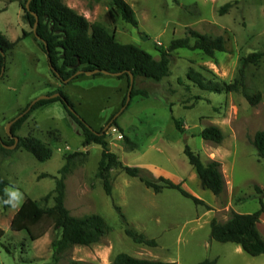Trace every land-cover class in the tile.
Masks as SVG:
<instances>
[{
	"label": "rangeland",
	"instance_id": "1",
	"mask_svg": "<svg viewBox=\"0 0 264 264\" xmlns=\"http://www.w3.org/2000/svg\"><path fill=\"white\" fill-rule=\"evenodd\" d=\"M132 8L138 26L123 22L108 0H62L89 23L104 28L123 45H134L155 60L158 49L183 38L188 30L211 38L221 37L225 51L212 57L200 51H170L169 76L159 82L134 79L133 90L144 93L126 101L128 81L112 75L81 76L62 86L52 77L46 55L21 15L16 0H0V33L15 42L6 55V73L0 80V141L11 146L8 123L35 99L60 88L75 112L96 132H103L108 150L128 167L144 176L164 178L200 201L195 205L176 190L156 194L138 178L121 170L109 171L112 187L107 196L97 178L101 147H83V136L60 103L32 111L17 138L34 137L51 151L50 159L37 161L22 148L0 150V177L10 186L5 194L11 203L0 202V264H54L52 242L60 233L43 222L33 230L40 237L30 240L25 232L11 230L17 210L29 198L40 208H51L55 183L68 155L76 154L65 175L64 205L77 219L97 215L107 231L88 247L73 246L55 264H109L118 254L171 264H264V256L250 257L233 244L210 239V222L223 223L232 213L252 214L264 204V160L251 141L264 131V56L245 69V87L261 95L255 106L242 93H212L191 82L199 75L204 84H230L237 77L241 60L251 53L264 55V0H124ZM230 8L224 13L220 9ZM20 7V8H19ZM28 35L22 37V33ZM112 120L116 126L104 128ZM182 131H178L175 123ZM208 126L224 135L220 144L200 137ZM0 143V145H1ZM14 143V142H13ZM188 146L201 161L219 163L225 190L219 196L202 189L183 150ZM258 188L260 193L255 190ZM15 193V196L13 195ZM50 195L47 199L46 196ZM130 230L156 242L155 247L134 243L125 235L119 212ZM257 229L264 239V213ZM6 249V250H5Z\"/></svg>",
	"mask_w": 264,
	"mask_h": 264
},
{
	"label": "trees",
	"instance_id": "2",
	"mask_svg": "<svg viewBox=\"0 0 264 264\" xmlns=\"http://www.w3.org/2000/svg\"><path fill=\"white\" fill-rule=\"evenodd\" d=\"M23 11V19L31 29L29 34H33L32 29L36 25L37 42L41 51L46 55L50 72L53 78L60 82L62 86L70 84L81 76H86V72L95 70L105 71L112 74H121L118 79L126 78L129 86L130 75L133 78H144L153 82H159L169 76L170 51L187 49L200 51L208 57H212L216 52L225 51V42L223 38H211L198 32L188 30L185 37L175 39L170 42L168 49H158L159 60H155L149 54L134 45H123L116 41L115 37L109 34L104 28L89 23L87 19L77 14L74 10L67 7L62 0H16ZM29 1V3H28ZM111 10L120 17V19L136 28L138 23L132 8L124 0H108ZM28 3V10L26 4ZM230 8L226 4L220 9L224 13ZM28 34L23 32L22 37ZM20 40V39H18ZM9 41L0 33V80L6 73V55L10 53L16 43ZM264 55L261 53H251L241 60V66L237 77L230 84L217 85L213 83L204 84L199 75H188L191 82L199 88L212 93H242L247 102L255 106L261 100V95L250 94L245 87V69L250 64H257ZM81 71L82 74L76 73ZM101 73L91 77L101 76ZM70 80L65 83V81ZM57 94L56 98L40 100L36 102L30 111L17 119L10 127V133L18 131L22 124L28 119L30 113L36 109L47 107L53 103H60L66 115L74 122L83 136V147L95 144L101 147V156L97 167V178L102 181V187L107 196H111V184L109 181V171L118 169L132 178H138L147 188L158 194L164 189L176 190L179 194L190 199L195 205L200 201L184 191L179 184L158 178L144 176L142 171L136 167L124 166L107 148L104 141L105 135L91 129L88 124L75 112L74 106L64 95L60 88L55 89L47 96ZM144 93L131 91V98ZM125 105V102L123 106ZM129 105V104H128ZM127 105V107H128ZM20 111L18 115L23 113ZM126 107V108H127ZM111 126H116L115 122ZM175 127L182 131L176 122ZM16 137V136H15ZM200 137L205 142L220 144L224 135L217 126H208L202 130ZM14 142V141H13ZM11 142V144H13ZM258 156L264 160V131L257 132L251 141ZM6 145L7 143H3ZM16 148H22L30 153L37 161L45 162L50 159L52 151L41 141L34 137L18 138ZM0 150L6 152L0 145ZM189 165L194 170L202 189L210 191L214 196L221 195L225 190V182L220 171L219 163L210 161L204 164L200 157L195 154L188 146L183 150ZM76 154L66 157V164L60 171V179L55 183L53 191V203L51 208H40L37 202L26 198L24 203L15 213L11 230L14 232H25L30 240L34 241L40 237V234H34L33 230L43 223L52 225L54 230L60 233V238L52 242L53 261H58L59 256L73 246L88 247L96 244L104 236L107 226L104 220L97 215L86 216L77 219L69 214L64 205V179L70 170L72 159ZM10 186L9 183L0 177V202L5 208H8L9 201L5 190ZM260 193L258 188L255 189ZM50 195L46 196L47 199ZM119 212L121 223L124 226L125 235L134 243L149 247H155L154 240H148L143 235L137 234L129 229L125 217ZM264 213V204L260 202V209L252 214L232 213L223 223L215 220L210 222V239L220 244H234L239 246L245 254L250 257L264 256V239L258 232L257 224L261 215ZM3 231L0 230V239ZM6 250V249H5ZM217 260H205L199 264H216ZM54 263V264H55ZM109 264H171L159 261H150L137 259L127 254H118Z\"/></svg>",
	"mask_w": 264,
	"mask_h": 264
},
{
	"label": "water",
	"instance_id": "3",
	"mask_svg": "<svg viewBox=\"0 0 264 264\" xmlns=\"http://www.w3.org/2000/svg\"><path fill=\"white\" fill-rule=\"evenodd\" d=\"M28 3H29V1H28ZM28 3L26 4V9H27V10H28ZM35 19H36V22H35V25L33 26L32 32H33L34 37H35L36 39H38L37 36H36V25H37V17H36V16H35ZM98 73H101L102 75H110L109 73H107V72H105V71H99V70H95V71H93V72H86L85 75H86V76H92V75H95V74H98ZM80 74H82L81 71L77 72V73H76V76H77V75H80ZM120 75H121L120 73H119V74H112V76H115V77H118V76H120ZM69 81H70V80H67V81H65V83H67V82H69ZM133 85H134V78H133L132 75H130V78H129V86H128V91H127V97H126L125 105H124L123 108L121 109V112H122V111L127 107V105L129 104V101H130V99H131V96H130V95H131V91L133 90ZM57 96H58L57 94H54V95H51V96H42V97H39V98L35 99L32 103L29 104L28 108H27L23 113H21V114L18 115L15 119H13L10 123H8V127H11V125H12L17 119H19V118L22 117L24 114H26L28 111H30L31 108L33 107V105H34L36 102H38V101H40V100H47V99H51V98H56ZM111 123H112V120L106 125V127L104 128V130H106V129L111 125ZM103 132H104V131H103ZM103 132H102V133H103ZM7 135H8V137H9L10 139H12V140L14 141L13 145H11V146H6V145L2 144L1 141H0V143L2 144V146H3L4 148L12 150V149H14V148L17 146V144H18V138L15 137V136H13V135L10 133V130H8Z\"/></svg>",
	"mask_w": 264,
	"mask_h": 264
},
{
	"label": "crops",
	"instance_id": "4",
	"mask_svg": "<svg viewBox=\"0 0 264 264\" xmlns=\"http://www.w3.org/2000/svg\"><path fill=\"white\" fill-rule=\"evenodd\" d=\"M19 6V5H18ZM20 8V7H19ZM21 17L23 18V16L21 15ZM24 20V19H23ZM25 21V20H24ZM26 23V22H25ZM30 32V30H28ZM6 37V36H5ZM7 38V37H6ZM8 39V38H7ZM18 38L15 39V41H17ZM234 245V244H233ZM236 246V245H235ZM239 250H241V248L239 246H237L236 251L240 252ZM242 251V250H241Z\"/></svg>",
	"mask_w": 264,
	"mask_h": 264
},
{
	"label": "clouds",
	"instance_id": "5",
	"mask_svg": "<svg viewBox=\"0 0 264 264\" xmlns=\"http://www.w3.org/2000/svg\"><path fill=\"white\" fill-rule=\"evenodd\" d=\"M13 195L15 196V193H13ZM4 203L8 204L11 203V201H4Z\"/></svg>",
	"mask_w": 264,
	"mask_h": 264
}]
</instances>
